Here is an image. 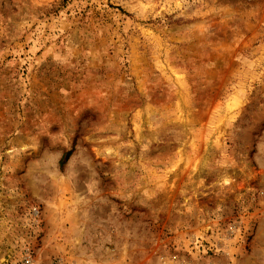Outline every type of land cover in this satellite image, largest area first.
Here are the masks:
<instances>
[{
  "label": "rangeland",
  "instance_id": "obj_1",
  "mask_svg": "<svg viewBox=\"0 0 264 264\" xmlns=\"http://www.w3.org/2000/svg\"><path fill=\"white\" fill-rule=\"evenodd\" d=\"M0 264H264V0H0Z\"/></svg>",
  "mask_w": 264,
  "mask_h": 264
},
{
  "label": "trees",
  "instance_id": "obj_2",
  "mask_svg": "<svg viewBox=\"0 0 264 264\" xmlns=\"http://www.w3.org/2000/svg\"><path fill=\"white\" fill-rule=\"evenodd\" d=\"M73 153V149H70L63 153L61 159H60V166L63 167L67 161L70 159L71 155Z\"/></svg>",
  "mask_w": 264,
  "mask_h": 264
}]
</instances>
